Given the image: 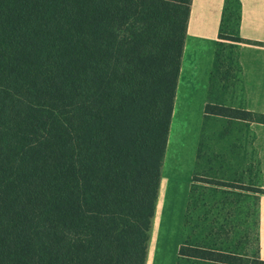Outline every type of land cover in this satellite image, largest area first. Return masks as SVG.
Instances as JSON below:
<instances>
[{
	"label": "trees",
	"instance_id": "trees-1",
	"mask_svg": "<svg viewBox=\"0 0 264 264\" xmlns=\"http://www.w3.org/2000/svg\"><path fill=\"white\" fill-rule=\"evenodd\" d=\"M190 3L0 0V264H145Z\"/></svg>",
	"mask_w": 264,
	"mask_h": 264
},
{
	"label": "rangeland",
	"instance_id": "rangeland-1",
	"mask_svg": "<svg viewBox=\"0 0 264 264\" xmlns=\"http://www.w3.org/2000/svg\"><path fill=\"white\" fill-rule=\"evenodd\" d=\"M236 19L234 2H228L221 28L226 36L210 81L212 97L238 89L230 40ZM179 106L174 107L160 170L145 264H210L179 258L184 243L244 256L254 264L263 188L243 124L210 117L199 132L203 108L195 100Z\"/></svg>",
	"mask_w": 264,
	"mask_h": 264
},
{
	"label": "crops",
	"instance_id": "crops-1",
	"mask_svg": "<svg viewBox=\"0 0 264 264\" xmlns=\"http://www.w3.org/2000/svg\"><path fill=\"white\" fill-rule=\"evenodd\" d=\"M231 1L237 9V19L231 34L244 40L234 42L232 47L238 89L225 90L212 97L209 87L222 42L219 35L226 6ZM187 100H195L203 108L199 132L207 120L204 106L208 102L264 114V0H191L172 116L174 107L184 105ZM210 117L236 120L243 124L241 129L256 156L259 181L264 189V124ZM258 217V253L264 261V195L259 198Z\"/></svg>",
	"mask_w": 264,
	"mask_h": 264
}]
</instances>
